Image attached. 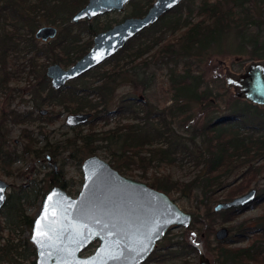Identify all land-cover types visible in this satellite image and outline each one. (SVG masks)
Returning a JSON list of instances; mask_svg holds the SVG:
<instances>
[{
  "label": "trees",
  "instance_id": "trees-1",
  "mask_svg": "<svg viewBox=\"0 0 264 264\" xmlns=\"http://www.w3.org/2000/svg\"><path fill=\"white\" fill-rule=\"evenodd\" d=\"M184 1L165 13L155 24L138 33L117 54L107 59L102 65L112 63L110 70L96 67L69 81L58 90L51 86L46 72L37 76L38 82L34 84L33 91L35 106L37 109L49 105L60 107L70 113H91L86 123L89 124L90 131L83 133L82 126L86 124L74 127L73 137L62 141V145L57 142L50 148L51 152L59 147L69 150L78 163L83 162L86 154L88 156L95 154L100 145L94 144L101 140L106 143L104 148L108 147L111 154L112 166L123 175H133L134 169L140 168L142 176L145 177L150 167L160 165L162 162L171 165L179 154L183 157H192L196 166L201 165L200 172L192 180L180 183L168 175L154 176L150 185L168 195L173 192H181L186 196H193L195 192L201 193L202 203L207 206L204 215L207 222L200 232L206 253L213 258L214 264H264V214L257 218L255 224L251 223L252 218L235 223L243 213L264 201V183H255L253 187L257 189L258 196L246 205L219 212L213 210L211 206L221 194L227 201L253 189L252 183L264 166L257 162L258 159L264 158V107L235 97L223 116L219 117L218 114L209 116L202 128L190 132L187 140L173 125L177 118L183 117L185 121H189L193 117L191 113H187L192 109L187 106L188 102H200L201 95L204 98L209 96L208 91H200L203 80L200 75L193 74L192 67L184 64V71H178V59L185 61L188 55L198 54V50H202V56H205L210 47L233 32L236 39H239L240 50H245L247 45H251L250 60H264V39L259 42L261 33L252 36L248 34L254 27L258 29L264 27V0L202 1L199 7V15L203 16L201 20L194 22L187 18L183 23L179 20L169 23L173 25L174 34L183 30L180 32L176 49L175 43L163 41L164 36L159 37L157 34L159 29L156 27L165 22L173 12L178 11ZM87 2L88 0H0V46L3 48H0V66L6 70L7 76L11 78V72L7 68L8 57L11 53H19L21 45L31 46L29 51L35 53L33 54L35 58L41 57L67 66L73 65L85 55L93 45V36L98 33L92 24L86 26L84 30L90 36L87 40H82L81 32L74 33L73 28L67 27L62 35L44 42L40 48L35 46L37 44L35 41L39 40L34 36V31L42 21L60 26L69 24L71 15ZM154 2L155 0H131L128 3L132 5L131 12L125 18L143 16ZM123 20L113 22L116 24ZM113 22L106 23L103 29L114 26ZM21 30L30 34L29 40L32 43H27L28 34L22 35ZM23 39H26V42L22 41ZM148 53L152 56L147 57ZM170 62H173V65ZM152 63L161 69L167 68L168 82L174 89L173 102H176V107H166L158 111L148 99L141 101L137 95H126L113 108L112 101L116 89L128 76L135 77L138 87L143 86V91L141 90L143 93L151 89L155 80L154 74L149 75L146 69ZM45 66L46 64L44 68ZM115 117L121 118L120 120L140 118L141 121L119 123L104 132L93 131L98 121L109 122ZM17 118L13 115V120ZM219 123L222 124L217 126ZM225 125H230V128L224 127ZM8 131L6 125L5 129L0 126V167L5 174L11 175L13 173L11 166L16 157L4 150ZM185 132H189V129ZM24 134L27 140L26 151L31 154L36 140L29 132ZM199 137L202 138V143L198 145L199 153H196L198 151L196 140ZM242 166H247L244 172L233 181L227 182ZM51 176V185H58L69 191L70 184L63 180L65 177L63 167L59 173L53 170ZM28 186L29 182H26L8 194L6 204L0 212V219L5 217L4 226L0 220V233L3 234L8 227L14 232L18 230L22 232L24 227L29 230L33 227L34 218L27 215V205L35 203L34 199L30 201V197L35 194L36 197L44 199L52 187L49 190H36ZM216 222L228 224L230 235L227 239L220 241L215 237ZM5 242L0 244V264H15L16 261L29 257H32L31 263L35 264L37 252L29 238L16 243L11 237ZM244 242L246 245L236 246ZM96 243L91 246H95ZM194 253L198 254L195 244L183 238L173 242L165 254L158 255L154 250L144 264L153 262L172 264L173 261L169 263L170 259L179 256H183L184 264H188L187 257Z\"/></svg>",
  "mask_w": 264,
  "mask_h": 264
},
{
  "label": "rangeland",
  "instance_id": "rangeland-1",
  "mask_svg": "<svg viewBox=\"0 0 264 264\" xmlns=\"http://www.w3.org/2000/svg\"><path fill=\"white\" fill-rule=\"evenodd\" d=\"M202 1L204 0H185L179 7L178 11L173 12L168 17V19L166 20L167 22L165 21L157 25L156 29H159L157 33L159 34V37L164 36L165 38L163 41H168L173 44L175 43V48L178 49V44L176 43L179 42L180 32L183 30H179V32L174 34L172 29L173 25H169V23L177 20L183 23L187 18L193 20L194 22L201 20L203 16L199 15V7L201 6ZM208 1L215 2L216 0ZM131 9L132 5L127 4L123 11L110 12L103 16H97L96 18H93V20L84 19L77 23L72 21V17L74 15L73 14L70 17L69 24H64L63 26L57 24L52 25H55V27L58 29L57 35L59 36L62 35V32L66 31L67 27H71L73 28L74 33L81 32L82 40H87L90 36L84 31L86 26L92 24L94 26L93 28L98 30V32L102 31L104 30L103 27L106 23L123 20V18L130 14ZM113 24H115V22H113ZM42 25H48V23L42 21L39 27L35 29L34 36L36 34V31ZM21 33L23 35L27 32L25 30H21ZM257 33H261L262 35L259 37V42L263 41L264 27H261L260 29L254 27L250 32H248L250 36L257 35ZM27 34V43H32L29 40L31 38V36H29L30 34ZM248 37L249 36H247L246 38L248 39ZM22 41L26 42V39H23ZM35 42L37 43L35 44V46L40 48L44 45L45 41L39 40L38 42ZM238 42L239 39H236V34L231 32L227 36L223 37L217 44L210 47L209 52L206 53L205 56H202V50H198V54H194L192 56L188 55L185 61L178 59V71H184V64L192 67L191 70L193 71V74L200 75L202 77L201 80H203V86L200 91L206 90L208 91L207 94H209L207 98H204L201 95L200 102L191 101L188 102V104L186 103L188 107L190 106V108H192L191 110H189V112H187L188 114L191 113L193 115V117L189 121H185V118L183 117L175 119L173 125L180 135L183 134V136L186 138L185 140H187L188 136H190L191 131L202 128L209 116L211 117L217 114L219 117L223 116L222 114L227 112V107H229L228 105L231 104L235 97L237 98L234 87L229 83L230 75L241 73L242 71H244L245 67L252 61L250 60L252 53L251 45H247L248 47L245 48V50H240ZM26 47L21 45L20 48L22 49L19 51V53H11L8 57L7 68L8 71L11 72L10 76L14 77L9 78L5 72L6 70L0 66V112L2 113V110H6V112H8V109H13L17 112L28 111L32 116L31 118H35L36 120L32 121L29 124L21 125L8 123V128L10 129V131H8V136L6 137L8 139V144H6L4 149H6L7 152L11 153V156L16 157V160L11 166L13 171L11 175L5 174L0 167V179H3L12 184L10 192L26 182H29L28 188L32 187L36 190H49L51 187H53V185H51V172L55 170L57 173H59V171L63 167V170L65 171V177L63 178V180L70 184L68 193L74 197H77L82 189L84 182L82 164L84 160L89 156L87 154H83L85 155L83 157V162L78 163L77 160L71 156V152L69 150H64L59 147V149H56V151L54 152L50 151V148H52L53 145H56L57 142H60L62 145V141H65V139L69 137H73L74 131L72 128L77 126L71 127L67 125V117L72 113L67 112L57 106H43L42 109L47 110V113L45 115L43 114L41 118L39 117V110H36L34 108L32 98L34 84H37L38 82L37 76L39 77V75L46 72L48 65L55 62L41 57H33V54L35 53L33 51H29L31 49V46L28 45ZM0 48L3 49L1 46ZM27 52L28 54H26ZM151 53H148L147 57H151ZM174 62L176 61L174 60ZM170 63L171 65H173V62ZM44 64H46L45 68ZM102 64L98 65L97 67L109 70L112 67V63L104 65ZM61 65L64 68L69 67L67 65ZM142 71L144 72L143 68ZM146 71L149 73V75L154 74L155 80L151 89L144 91L143 93V86L139 85L138 87L135 77L128 76L127 79H125V82L120 84L116 89L112 101L113 108H115L118 105V101L126 95H137L138 97H140L141 101L146 98L148 99V102L153 105L154 109L158 111H161L166 107H176V102H173V95L175 93L174 89L171 88L168 82L167 68L161 69L159 66L152 63V65H150V67L146 69ZM144 77L145 76L142 73V78ZM5 86L8 88H5ZM13 88H16L15 91H13ZM188 114H186V117L188 116ZM120 119L121 118L119 117H115L109 122L100 120L95 123L93 131L104 132L115 127L119 123L127 124L132 122L138 123V121H141L140 118L138 120H134L131 118H124L122 120ZM221 124L222 123H219L217 126ZM224 127L229 129L230 125H225ZM188 129L189 132H185ZM82 131L83 133H87L88 131H90L89 124L82 126ZM27 132H29V134H31V136L36 140V143H34V150L31 154L26 151L27 140L24 137V133ZM196 141V148L198 150L196 153H199L198 145L202 143V138L199 137ZM105 144L106 143L102 140L96 141L94 145H100V148L99 150L95 151V154L93 155H98L112 165V163L110 162L112 157L108 150V147L104 148ZM176 157L177 158L175 162L171 165L162 162L160 165H154L150 167L145 173V177L142 176L143 172L140 168L134 169L133 175L125 176L146 182L149 186H151L150 181L154 176L168 175L172 180L184 183L192 180L200 172L201 165L196 166L195 160H193L192 157H183L181 154L177 155ZM63 162H65V165H63ZM257 162L258 164L262 163V165H264V158L258 159ZM246 168L247 166L238 168L234 172V174L227 180V182H231L235 178L240 176ZM53 177L55 178L56 175H53ZM57 177L61 178L60 176ZM256 182L259 184L264 183V166L261 168L260 174L257 179H255V181L252 183V187ZM170 197L175 200L184 211L191 213L192 221L189 227L181 226L171 228L169 234H166L162 238V240L158 242L155 251L158 255L165 254L168 252L169 247L173 242L182 240L184 238L195 244L198 249V254L194 253L187 257L188 264H199L200 256L202 254L210 259V264H214L213 258L208 253H206L204 242L202 241V230H200L202 229V226H205V223L207 222L204 219L207 206L206 204H204V202L202 203L203 196H201L200 192H195L193 196H186L181 192H173L170 194ZM32 199L35 200V203L32 205H27V215L35 219L42 208L44 199L42 197H36L35 194L30 197V201ZM224 201L225 200L223 194L219 195L217 201H215L211 205L213 210H215L214 208L217 203ZM4 214L6 215L7 212L5 211ZM263 214L264 201L260 202L256 207L243 213L235 221V223L241 221L242 219L252 218L253 221H251V223L255 224L257 218ZM0 220L3 222L2 225L4 226L5 217H1ZM215 226L216 229H218L222 226H228V224L222 225L221 223L216 222ZM31 233L32 228L29 230L24 227L22 232L21 230L14 232L10 227H8V229H6L3 234L0 233V244L6 243L5 241L7 240V238L11 239V237H13L14 242L21 243L25 238L30 239ZM232 233L233 232H231V234ZM97 245L98 244L96 243L95 246H90L82 254L84 256L92 254L95 251ZM244 245H246V242L236 244V246ZM31 259L32 257H29L28 259L24 258L16 261L15 264H32ZM172 261V264L185 263L183 256H179L172 260L170 259L169 263H171ZM152 264H154V262Z\"/></svg>",
  "mask_w": 264,
  "mask_h": 264
},
{
  "label": "water",
  "instance_id": "water-1",
  "mask_svg": "<svg viewBox=\"0 0 264 264\" xmlns=\"http://www.w3.org/2000/svg\"><path fill=\"white\" fill-rule=\"evenodd\" d=\"M130 1L88 0L73 15L72 21L77 23L121 11ZM182 1L155 0L145 15L127 17L111 28L98 32L89 51L73 65L68 68L59 63L48 66L47 76L51 79L52 87L60 89L102 64ZM57 33L58 29L49 25L40 27L35 36L46 41L56 37ZM229 83L238 98L264 107V60H252L244 71L230 75ZM90 117L91 113L87 112L72 113L68 115L66 124L71 127L84 125ZM82 171L84 182L77 197L59 186H53L45 195L42 208L33 221L30 237L37 252L35 264H82L84 261H94L95 264H143L169 229L189 227L191 224V213L184 211L170 195L146 182L123 175L98 155L87 157ZM9 187L10 183L0 179V211L7 201ZM50 196L52 199L48 200ZM256 196L257 189L253 188L231 200L217 203L214 209L219 212L243 206L255 200ZM46 203L49 213L47 219L41 220V228L48 235L34 239L36 222L41 218ZM53 208L56 210L55 216L51 214ZM96 219H100L101 224H96ZM105 222L109 228L101 232ZM85 224L88 227L84 229V237H77L76 230ZM89 229L100 232V235L85 242ZM109 231L111 235H108ZM229 235V228L222 226L215 236L222 241ZM101 236L104 238L101 239ZM94 242L98 244L95 251L84 256L82 253ZM145 244L147 249L142 250ZM113 256L116 259H112ZM210 263L204 254L200 256L199 264Z\"/></svg>",
  "mask_w": 264,
  "mask_h": 264
},
{
  "label": "flooded vegetation",
  "instance_id": "flooded-vegetation-1",
  "mask_svg": "<svg viewBox=\"0 0 264 264\" xmlns=\"http://www.w3.org/2000/svg\"><path fill=\"white\" fill-rule=\"evenodd\" d=\"M125 9V8H124ZM123 9V10H124ZM123 10H121V11H123ZM114 12H116V11H114ZM118 12H120V11H118ZM108 14V13H107ZM105 15V14H104ZM103 16V15H102ZM96 18V17H95ZM93 20V19H92ZM117 24V23H116ZM49 25H51V26H54L55 27V25H52V24H48V25H42V26H49ZM41 26V27H42ZM106 30V29H105ZM57 36V35H56ZM56 37H54V38H51V39H49V40H42V41H45V42H48V41H50V40H53V39H55ZM37 39V38H36ZM37 40H41V39H37ZM55 63H57V62H55ZM53 64V63H52ZM60 64V63H59ZM50 65V64H49ZM48 65V66H49ZM48 68V67H47ZM6 72V71H5ZM46 75H47V70H46ZM11 77H14V76H11ZM48 77V76H47ZM49 78V77H48ZM50 79V78H49ZM50 83H51V79H50ZM51 86H52V84H51ZM5 88H8V87H6L5 86ZM15 89L16 88H13V91H15ZM18 90H21V89H18ZM58 90V89H57ZM34 97H35V95H34V93H32V98H33V104H34V108L36 109V110H39V113L40 114H38L39 115V117L41 118V116H43V114L45 115L46 113H47V110H45V109H42L43 107H41L40 109H37L36 108V106H35V100H34ZM52 107V106H51ZM44 111H46V112H44ZM13 115H15V116H17L18 118L16 119V120H13ZM32 116H31V114H30V112H28V111H24V112H17V111H15V110H13V109H8V112H6V110H2V113L0 112V126H1V128H3V129H5V125H6V127H7V130H9L10 131V129L8 128V123H13L14 125H21V124H29V123H31L32 121H35L36 119L35 118H31ZM7 139V138H6ZM7 144H8V139H7ZM4 150H6V149H4ZM5 152H7V151H5ZM18 158V157H17ZM11 186H12V184H10V187H9V190H8V194L10 193V189H11ZM8 198V197H7ZM6 204V203H5ZM5 206V205H4ZM2 210H3V208H2ZM1 210V211H2ZM0 211V212H1Z\"/></svg>",
  "mask_w": 264,
  "mask_h": 264
},
{
  "label": "snow or ice",
  "instance_id": "snow-or-ice-1",
  "mask_svg": "<svg viewBox=\"0 0 264 264\" xmlns=\"http://www.w3.org/2000/svg\"><path fill=\"white\" fill-rule=\"evenodd\" d=\"M0 199H2V197H0ZM51 199H52L51 196L48 197V200H51ZM48 213H49V206H48V204L46 203V204H45V208H44V212L42 213L41 218L38 219L37 222H36V224H37V230H36V233H35L34 239L37 238V237L47 236V235H48L47 232L43 231L42 228H41V220H45V219H47ZM51 214H52L53 216L56 215V210H55L54 208L52 209ZM53 223H55V221H53ZM95 223H96V224H101V220H100V219H96V220H95ZM87 227H88V226H87L86 224L83 225L80 229H77V230H76L75 235H76L77 237H84V229L87 228ZM113 227H115V225H113ZM108 228H109V224H108L107 222H105V223L102 224V227H101V230H100V231L103 232L105 229H108ZM111 234H112L111 231H109V232H108V235H111ZM97 235H100V232H93L91 229H89V230H88V236L85 237V242H86L87 239H90V238H92V237H94V236H97ZM103 238H104V237L101 236V239H103ZM78 242H80V241H78ZM81 243H82V242H81ZM146 249H147V244L144 245V249H142V250H146ZM111 258H112V259H116L115 256H113V257H111ZM82 264H95V262H94V261H92V262L84 261V262H82Z\"/></svg>",
  "mask_w": 264,
  "mask_h": 264
},
{
  "label": "bare ground",
  "instance_id": "bare-ground-1",
  "mask_svg": "<svg viewBox=\"0 0 264 264\" xmlns=\"http://www.w3.org/2000/svg\"><path fill=\"white\" fill-rule=\"evenodd\" d=\"M87 20H88V19H87ZM90 20H92V19H90ZM80 21H81V20H80ZM80 21H79V22H80Z\"/></svg>",
  "mask_w": 264,
  "mask_h": 264
}]
</instances>
